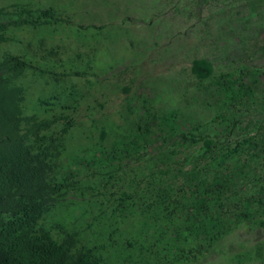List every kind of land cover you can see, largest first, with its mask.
<instances>
[{"label":"rangeland","instance_id":"rangeland-1","mask_svg":"<svg viewBox=\"0 0 264 264\" xmlns=\"http://www.w3.org/2000/svg\"><path fill=\"white\" fill-rule=\"evenodd\" d=\"M22 6L62 18L10 27L15 40L2 46L59 74L26 72V112L74 119L56 177L76 185L48 219L65 215L99 246L116 227L121 245L107 264H264V138L225 161L236 192L228 208L251 214L221 241L188 242L182 219L163 209L197 197L227 145L264 133V0H0L11 13ZM199 60L207 76L194 71ZM244 76L257 95L232 99L227 80ZM123 191L133 196L125 207Z\"/></svg>","mask_w":264,"mask_h":264},{"label":"trees","instance_id":"trees-1","mask_svg":"<svg viewBox=\"0 0 264 264\" xmlns=\"http://www.w3.org/2000/svg\"><path fill=\"white\" fill-rule=\"evenodd\" d=\"M61 20L53 7L22 6L13 13L0 7V264H107L111 250L121 245L114 238L116 227L108 232L107 240L112 242L99 246L92 244L65 215L61 219H48L57 203L76 185L70 178L56 177L74 119L65 113L45 117L28 114L24 106L26 90L20 79L27 71L40 76L59 74L25 54L2 51L4 44L15 40L9 33L10 27L37 28ZM262 49L263 54L264 46ZM49 51L56 54L54 48ZM210 70L205 60L195 62L196 74L207 76ZM239 79L227 80L226 92L232 99L257 95L259 87L255 83L248 84L246 76ZM54 99L57 96H52L51 101L40 98V102L50 105ZM216 116L228 126L235 124L228 115ZM263 138V129L259 128L257 136L244 138L233 147L227 145L224 152L213 156L219 164L216 174L202 178L197 187L204 189L193 200L184 202L179 197L167 200L163 209L170 218L182 219V231L188 242L202 248L215 244L234 230L241 216L251 214L248 210L236 212L228 208L236 192L229 194L234 181L225 161L247 143L259 145ZM212 164H208L211 170L216 167ZM132 197L123 191L120 206L125 207ZM256 211L264 216V204ZM258 221L264 227V218ZM127 259H131V253L124 257V261Z\"/></svg>","mask_w":264,"mask_h":264}]
</instances>
